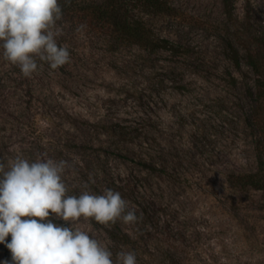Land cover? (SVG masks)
Returning <instances> with one entry per match:
<instances>
[{
  "label": "rangeland",
  "instance_id": "1",
  "mask_svg": "<svg viewBox=\"0 0 264 264\" xmlns=\"http://www.w3.org/2000/svg\"><path fill=\"white\" fill-rule=\"evenodd\" d=\"M165 1L173 13L148 22L180 44L175 55L110 50L75 27L62 39L56 21L69 62L53 70L36 56L37 71L24 76L0 46V162L64 160L68 195L120 192L135 223L81 217L72 227L112 253L135 252L137 264H264L263 192L229 181L258 170L256 76L234 34L264 41V0H234L232 17L223 0ZM229 40L241 70L225 57ZM121 128L128 135L111 133ZM6 251L0 244V261Z\"/></svg>",
  "mask_w": 264,
  "mask_h": 264
},
{
  "label": "clouds",
  "instance_id": "2",
  "mask_svg": "<svg viewBox=\"0 0 264 264\" xmlns=\"http://www.w3.org/2000/svg\"><path fill=\"white\" fill-rule=\"evenodd\" d=\"M62 14L58 0H0L3 56L24 76L37 71L36 56L53 70L69 62V50L58 46L59 31L53 30ZM66 165L64 160L19 156L7 165L0 162V244L10 251L11 264H137L135 252L120 251L113 259L105 244L72 227L81 217L104 225L118 219L135 223L138 217L112 189L68 195L62 178ZM53 215L71 226L55 223Z\"/></svg>",
  "mask_w": 264,
  "mask_h": 264
},
{
  "label": "trees",
  "instance_id": "3",
  "mask_svg": "<svg viewBox=\"0 0 264 264\" xmlns=\"http://www.w3.org/2000/svg\"><path fill=\"white\" fill-rule=\"evenodd\" d=\"M58 3L63 13L57 21L62 26V39L71 27H75L79 33L90 31L95 36L100 35L110 50H118L122 46H138L153 52H168L171 55L182 50L177 42L156 37L149 25L148 19L151 17L173 13L174 9L165 0H58ZM223 3L226 15L232 17L234 0H223ZM242 35L243 33L237 30L234 38L244 45L247 65L256 76V92H251V95L255 102L254 117L262 134L256 144L258 170L251 174L231 175L229 181L234 187H250L262 191L264 198V41L256 37L243 38ZM60 42L62 44V41ZM225 57L237 70H241L242 55L233 40L226 42ZM111 133L124 135L127 131L121 128V132ZM151 167L155 169L154 166ZM60 225L65 226L62 223ZM112 237L116 242L130 243L127 235L113 233ZM6 252L11 263V253L8 249ZM116 255L113 253V259Z\"/></svg>",
  "mask_w": 264,
  "mask_h": 264
}]
</instances>
